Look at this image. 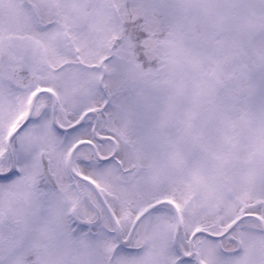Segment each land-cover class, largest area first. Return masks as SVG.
<instances>
[{
  "label": "snow or ice",
  "instance_id": "6c2138e0",
  "mask_svg": "<svg viewBox=\"0 0 264 264\" xmlns=\"http://www.w3.org/2000/svg\"><path fill=\"white\" fill-rule=\"evenodd\" d=\"M0 264H264V0H0Z\"/></svg>",
  "mask_w": 264,
  "mask_h": 264
}]
</instances>
